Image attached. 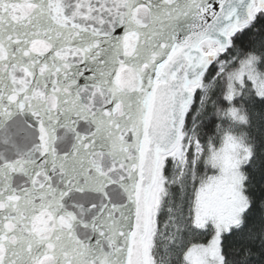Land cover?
I'll use <instances>...</instances> for the list:
<instances>
[{"label": "snow or ice", "instance_id": "snow-or-ice-1", "mask_svg": "<svg viewBox=\"0 0 264 264\" xmlns=\"http://www.w3.org/2000/svg\"><path fill=\"white\" fill-rule=\"evenodd\" d=\"M0 264H264V0H0Z\"/></svg>", "mask_w": 264, "mask_h": 264}, {"label": "rangeland", "instance_id": "rangeland-1", "mask_svg": "<svg viewBox=\"0 0 264 264\" xmlns=\"http://www.w3.org/2000/svg\"><path fill=\"white\" fill-rule=\"evenodd\" d=\"M206 239V237H199L200 242H203Z\"/></svg>", "mask_w": 264, "mask_h": 264}]
</instances>
